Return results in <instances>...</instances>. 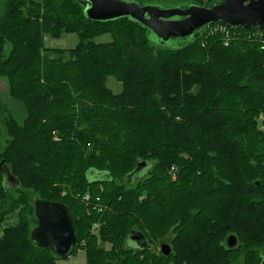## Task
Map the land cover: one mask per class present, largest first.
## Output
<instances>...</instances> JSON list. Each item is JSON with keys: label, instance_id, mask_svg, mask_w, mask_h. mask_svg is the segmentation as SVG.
Returning <instances> with one entry per match:
<instances>
[{"label": "trees", "instance_id": "1", "mask_svg": "<svg viewBox=\"0 0 264 264\" xmlns=\"http://www.w3.org/2000/svg\"><path fill=\"white\" fill-rule=\"evenodd\" d=\"M226 27L228 36L211 25L167 47L127 16L87 18L81 0H2L0 75L25 113L19 122L0 104V264L57 259L30 239L34 198L68 207L74 250L83 248L89 264H260L264 30ZM72 32V48L44 43ZM103 34L111 40H93ZM109 75L122 79L120 92L106 87ZM139 161L146 172L130 182ZM4 168L18 181L9 182L15 193L5 190ZM16 211V223L2 224ZM174 221L176 235L164 237ZM131 231L151 247L128 245ZM229 234L239 251L226 247Z\"/></svg>", "mask_w": 264, "mask_h": 264}, {"label": "water", "instance_id": "2", "mask_svg": "<svg viewBox=\"0 0 264 264\" xmlns=\"http://www.w3.org/2000/svg\"><path fill=\"white\" fill-rule=\"evenodd\" d=\"M87 18L105 21L127 16L142 25L154 41L162 45L175 42L180 46L196 38L206 27L220 22L230 28H244L252 31L264 30V0H221L211 5L181 3L176 6H160L155 3H139L135 0H81ZM150 39V38H149ZM147 165L139 161L127 174L133 182L145 174ZM6 181L17 183L6 168ZM98 175L91 173V177ZM32 209L35 225L30 231V239L36 246L48 248L57 258L69 256L75 246L76 235L68 207L59 201L34 198ZM226 244L232 247L236 237L229 234ZM127 244L133 248L151 247L140 231H131ZM159 251L170 252L169 244L162 242ZM260 264H264V256Z\"/></svg>", "mask_w": 264, "mask_h": 264}, {"label": "rangeland", "instance_id": "3", "mask_svg": "<svg viewBox=\"0 0 264 264\" xmlns=\"http://www.w3.org/2000/svg\"><path fill=\"white\" fill-rule=\"evenodd\" d=\"M30 1H32L33 3H39L42 0H30ZM201 1L204 2L203 4H206L208 2H213L215 0H201ZM151 3H155V4L160 5V6H176V5L181 4L177 0H152ZM0 12H2V0H0ZM149 38H150V40L152 42L157 43L156 41L153 40L154 37L152 35H150ZM93 40L96 41V42H106V41H110L111 40V36H110V34H103V35H99V36L94 37ZM77 42H78V36H77L76 33H73V32L72 33H64V34H62L58 38H51V37L46 36L45 39H44L45 45H47L48 47H53V48H64V49H68V48L74 47L77 44ZM162 45L163 46H167V47H175L177 45V43H176V41L175 42L168 41V42H166L165 44H162ZM9 49H10L9 43L5 44L4 53L7 54V52L9 51ZM105 85H106V87L111 92L118 93L122 89V79H118V78H115L114 76L109 75L105 79ZM0 104L1 105H4L5 108L7 110H9V113L11 114V116H13L17 121L20 122L22 120V118L24 116V113H25V108L21 104V102H19L18 100H16L10 94L8 80L3 75H0ZM259 129L264 130V125L259 124ZM6 138L7 137H6V134L4 132V128L1 125V129H0V145H1V147L4 145ZM117 172H120V171H117ZM169 174H170L171 178H175V176H176L175 168L172 169V167H170ZM2 183H3V185L5 187V190L7 192L15 193L14 186L12 184H10L12 182L9 183L8 181H6V180L4 181L3 180ZM74 213L76 214V212H74ZM16 214H17V211L14 212V213L8 214L6 216V219L3 221L2 224H13V223H16L17 222L16 221L17 220ZM75 214H73V215L75 216ZM128 217H132L131 214L128 215ZM138 217L141 218V219H139V223L138 224L141 227V229L143 230V232L145 234L147 233L146 235L149 238L153 239V237H155V235H153V230L150 231V233L152 235H148V231H147V222L148 221L147 220H144L141 217V215H138ZM131 220H133V218ZM176 221H174L172 224H170V226L171 225L172 226L168 230H165L164 231V233H163V236L164 237H170L171 238L174 235H176L178 229L175 228L176 227V224L173 225ZM126 223L127 222H125L123 224L126 225ZM157 223L158 222L153 223L154 233H159V230H160V228H157L156 227ZM33 224H34V222H33ZM33 226L34 225H32V227ZM97 226L98 225L96 223L93 224L92 225V230H94V231L96 230L97 231V229H96ZM80 230H82V229H80ZM110 231H114V229L113 230H110ZM125 231H123V234L125 233ZM119 233H120V230L117 232V235ZM258 245L260 247L259 248V251H260L261 248L264 247V241L263 240L260 241ZM258 245H255V246H258ZM237 247H236V250H238ZM243 247L244 246H241V248H243ZM105 248L106 249H110V244L106 243L105 244ZM241 252H242V249H241ZM95 254L98 257L101 256V254H98V253H95ZM229 258H231V259L235 258V252L230 253ZM96 263H97V261H96ZM51 264H89V263L87 261V256H86L85 250L83 248L76 247L75 250L69 256L64 257V258L54 259V261H52Z\"/></svg>", "mask_w": 264, "mask_h": 264}, {"label": "built area", "instance_id": "4", "mask_svg": "<svg viewBox=\"0 0 264 264\" xmlns=\"http://www.w3.org/2000/svg\"><path fill=\"white\" fill-rule=\"evenodd\" d=\"M213 30H221L222 32H224V34L226 36L229 35V30L227 29V27L225 25H223L222 23H216L213 24ZM253 33H259V32H253Z\"/></svg>", "mask_w": 264, "mask_h": 264}, {"label": "flooded vegetation", "instance_id": "5", "mask_svg": "<svg viewBox=\"0 0 264 264\" xmlns=\"http://www.w3.org/2000/svg\"><path fill=\"white\" fill-rule=\"evenodd\" d=\"M163 242H165V241H163ZM225 245H226V247H228L227 244H226V240H225ZM236 245H237V241H236V244L235 245H233L232 247H228V248H234V247H236ZM259 254H260V257L262 259V257L264 256V247L261 248Z\"/></svg>", "mask_w": 264, "mask_h": 264}]
</instances>
